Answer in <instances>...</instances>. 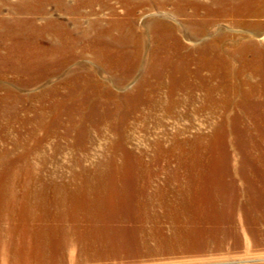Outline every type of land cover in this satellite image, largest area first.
Returning <instances> with one entry per match:
<instances>
[{
    "label": "rangeland",
    "instance_id": "1",
    "mask_svg": "<svg viewBox=\"0 0 264 264\" xmlns=\"http://www.w3.org/2000/svg\"><path fill=\"white\" fill-rule=\"evenodd\" d=\"M165 1L166 6L163 4L164 0H0V68H2L0 69V95H5V89L9 88V91L14 90L21 96L27 97L29 100L21 105L20 117L30 119L25 125L17 120L19 122H16L12 128L14 131H9L6 134L8 137L0 138V151L12 150L14 138L46 137L42 149L44 157L39 160L38 157L42 156V153L36 152L35 161L41 163L44 158L47 160L48 167L44 172L47 177L52 175L58 179L64 177L68 180L74 177L72 167H75L78 161L94 167L92 163L102 161L109 154L108 148L114 135L107 129V124H102L97 131L89 123L90 135L83 144V148H80L81 144L75 142L74 134H66L62 129L48 135L44 131L31 133L36 125L35 110L41 111V107L50 101V95L44 98L38 97L39 94H43L50 87L59 88L60 86V93L67 94L70 87L60 81L66 78L64 72H68V74L88 73L98 82L108 83L112 93H115V103L110 104L112 111L117 103L119 105L129 103L133 106L126 119L120 116L116 117V120L119 124L122 120L126 121L132 146L138 147L137 150L143 155L144 161L158 172L154 178H166L169 175V169L176 167V160L180 158L173 155L167 156L168 152L157 150L158 144L169 149L175 147L174 144L177 141H185V148L194 147L195 151H199L200 143L206 142L208 136L213 137L211 139L213 143L217 142L216 137L221 132L218 129L226 124L224 121L226 119L228 127L232 123H241L240 126H243V129L239 132L243 138L242 144L247 147L244 146L243 151H239L236 139L234 140L229 133L222 141L225 144L222 149L231 153V159L239 162L238 153L241 154L245 150L249 155L258 153L263 157L264 15L248 17L241 26L233 23V20L228 17L208 18L206 24L212 26L211 32L195 37L187 32L189 27L186 24L190 25L191 20L173 13L175 2L172 3V1L174 0ZM202 2L212 9L220 7L213 0H202ZM112 7L119 16V29L111 33L103 32L99 46L87 50L84 47L85 43L89 41L92 47L95 38L87 40L80 30L92 28L90 23L99 17L104 18L103 28H112L117 20L116 15L111 11ZM135 8L138 11L134 15L135 18H131L132 13L126 15V10ZM83 15L85 18L82 17ZM25 19L31 21L24 23ZM153 22L156 24H152ZM161 23L173 26L177 32L176 37L189 50L207 42L210 38L220 36L223 32L227 35L228 33L241 35L243 39L240 38V41L252 44V53L249 52L248 60L255 63L238 75V80L233 81L234 87H231L228 81L227 86L222 88L219 81L223 71L212 72L206 68L198 69L195 65L199 60L198 53L184 50L178 60L187 58V66L180 69L170 68L164 75L161 86H157L153 79L152 83L157 88L150 91L149 96L140 94L138 86L145 80L152 54L150 50L148 52L143 50V53L136 55L135 48L130 42L135 35L142 40L154 41L153 32L161 29ZM32 26L34 29L31 28ZM80 26L81 28L78 29ZM61 27L69 31L70 37L68 40L70 46L63 52V48L59 47L61 41L56 38L58 35L53 34L54 30H58L62 35ZM20 28L22 32L16 33L15 31ZM226 43L235 44L232 40ZM12 46L17 47L19 53H25L27 56H30V53L35 54L37 59L35 63L29 65L30 73L28 69H23V65L27 64L28 60L10 61V65H13L12 62L19 65V71H14L10 65L5 66L8 58L22 56L15 53ZM93 46L96 45L93 44ZM236 47L235 45L232 49ZM106 48L112 54L107 53ZM52 50L57 52V57L53 54L55 52H51ZM38 52H40V61ZM52 62H59V65L54 66L50 64ZM61 62L66 65L61 66ZM246 78L250 80V83L249 81L248 84L240 83ZM173 79L178 81L180 88L173 83ZM130 94L138 96L139 99L127 101L126 96ZM140 99L141 102H139ZM49 103L54 102L51 100ZM70 103L76 105L75 100L71 99ZM66 104L70 105L69 101ZM4 121L2 120L3 123ZM258 146L260 148L257 150ZM189 148L184 152L189 151ZM253 149L257 151L254 152ZM173 150L172 154L180 151L176 148ZM242 163L244 167H250V164H253L258 168L261 165L260 161L253 163L242 161ZM34 167L41 174V168ZM58 174L62 177H58ZM250 185L251 183L242 184L239 189H247ZM249 197L251 200L241 198L234 203L222 205L225 208L217 207L215 213L206 208L199 212H185L178 216L171 215L170 211L160 207L159 201L154 199V205L160 213L152 216L150 220L152 226L147 232L136 229L134 224L128 221L109 224L111 239L115 236L120 237L127 231L138 232L131 239L123 242L128 248L123 251V257L115 260L104 261L107 258L102 257L101 252L109 253L105 247L98 248L99 250L97 247L91 248L84 244L86 241L72 245L69 240L62 249L49 253L39 252L36 258H30L25 251L17 256L12 253L6 255L0 253V264H264V220L261 215L264 212V191L257 196ZM170 198L175 199L173 195ZM156 229L160 232L157 233ZM173 229H187L190 232L204 230L215 233V236L208 238L212 241L205 244L198 238V245L190 246L191 238L176 235L181 247L185 249L170 248L173 243L171 238V235H174ZM223 231H228V234H224ZM233 232L239 234L236 244L231 240H225ZM139 233L143 234L139 244L131 247L138 240ZM144 252L150 254L146 255Z\"/></svg>",
    "mask_w": 264,
    "mask_h": 264
},
{
    "label": "bare ground",
    "instance_id": "2",
    "mask_svg": "<svg viewBox=\"0 0 264 264\" xmlns=\"http://www.w3.org/2000/svg\"><path fill=\"white\" fill-rule=\"evenodd\" d=\"M213 2L219 4L220 7L212 9L202 0H174L172 10L175 15L191 20L190 25L186 24L189 27L187 32L195 37L211 32L212 26L206 24L208 18L228 17L233 20V23L241 26L248 17L264 15V0H213ZM163 4L167 5L165 0ZM17 10L21 9L17 8ZM128 10H126V15L132 13L131 18H135L137 9ZM111 11L117 18L112 28H103L104 18L99 17L90 23L92 28L80 30L87 40L96 39L92 42V47L89 41L85 43L84 47L87 50L99 46L103 32L111 33L119 29V16L113 7ZM82 17L85 18L84 15ZM30 21L25 19L24 23ZM155 22L152 24H156ZM31 28L34 29V26ZM60 29L62 35L58 30H54L53 34L58 35L56 38L60 39L59 47L63 48V52L70 46L68 44L70 37L66 28L61 27ZM161 29L153 32L154 41L142 40L135 35L133 41L130 42L135 48L136 55H140L139 53L143 50L146 52L150 50L152 54L145 73V80L138 86L140 94L149 96L150 91L161 86L162 79L170 68L180 69L187 66V58L178 60L184 50L198 53L199 60L195 63L198 69L206 68L212 72L223 71L221 81H219L222 88L227 86L228 81L229 85L234 87L233 81L238 80V75L244 73L255 63V61L248 60L249 52L252 53V44L240 41L241 35L230 33L227 35L223 32L220 36L210 38L207 42L189 50L176 37L177 32L173 26L161 23ZM250 30L258 33L256 30ZM15 32L19 34L22 29ZM228 40H232L235 44L228 45L226 43ZM235 45L237 47L232 49ZM12 48L15 53L22 56L8 58L5 66L10 65V61L14 59L19 62L28 60V63L23 65V69H28L30 73L31 66L29 65L35 63L37 59L35 54L30 51L28 52L30 56H27L25 53H19L17 47L12 46ZM106 52L111 53L107 48ZM38 53L40 61V52ZM53 54L56 56L57 52ZM12 64L10 68L19 71V65H15V62ZM50 64L57 66L59 62ZM62 65L66 64L61 62ZM64 74L66 78L60 83L67 84L70 87L69 92L60 93V86L59 88L50 87L49 91L46 90L43 94H39L38 97L50 95L49 100L54 103H49L50 101L45 99L48 104H42L41 111L35 110L36 125L31 133L44 131L48 135L62 129L66 134H74L75 142L81 144L80 148H83V144L90 135L88 124H92L97 131L100 130L102 124H107V129L114 135L108 148L110 152L102 161L92 163L94 167L78 161L75 163L76 166L72 167L74 177L68 180L59 174L57 176L62 177L61 179L52 175L47 177L44 174L48 167L47 160L44 158L41 163L35 161L36 152L42 153V156L38 157L39 160L44 157L42 149L46 137L14 138L12 150H1L0 253L2 255L12 253L17 256L25 251L30 258H36L39 252L49 253L62 249L64 244L70 240L72 245L86 241L84 244L91 248L105 247L109 253L101 252V256L107 258L104 261L115 260L123 257V251L128 248L123 242L131 239L138 232L136 230L127 231L120 237L115 236L111 239L109 224L128 221L133 223L136 229L147 232L152 226L150 225L152 216L160 213L154 205V199L159 201L160 207L170 211L171 215L178 216L185 212H199L206 208L215 213L217 207L225 208L222 205L234 203L241 198L250 199L249 196H257L264 191V155L263 157L258 153L249 155L245 150L241 154L238 153L240 157L238 162L236 159H231L229 151L222 149L225 145L222 141L229 133L234 140L236 139L239 151H243L242 148L246 147L242 144L243 138L239 132L243 129V126H240L241 123H232L228 127L227 119L224 120L226 124L222 122L224 126L218 129L221 132L216 137L217 142L213 143L211 141L213 137L210 135L206 138V142L200 143L199 151H195L194 147L193 149L187 147L189 151L184 152L187 149L184 147L185 141H177L174 144L173 148L180 149V151L173 154L171 153L174 151L173 148L166 149L162 144H158L157 150L168 152L167 156L173 155V157L179 156L180 158L176 160V167L169 169V175L166 178H154L158 172L144 161L143 155L137 150L138 147L132 146L126 121L122 120L119 124L116 120V117L120 116L126 119L133 106L129 103L126 105L117 103L112 111L110 104L115 103V93H112L108 83L98 82L93 75L88 73L68 74L64 72ZM153 79L157 86L153 85ZM173 80L178 87V81ZM248 81L250 83V80L246 78L240 83L248 84ZM5 91V95H0V138L6 137L9 131H14L12 128L16 122H19L17 120L24 125L30 120L20 117L21 105L29 99L14 90L9 91V88ZM71 99L76 101V105L70 103ZM138 99L139 97L135 95L126 96L127 101ZM67 101L70 105L66 104ZM2 120H5L4 123ZM258 148L260 147L256 149ZM256 149H253L254 152L257 151ZM242 161L249 163L260 161L261 165L258 168L253 164H250V167H244ZM34 166L41 168V174L35 170ZM245 183H251L250 187L239 189ZM171 195L175 199L170 198ZM261 215L264 220V212ZM172 231L174 235H171L173 243L170 248L181 247L176 235L191 238L190 246H197L198 238L205 244L212 241L208 238L215 236V233H208L204 230L190 232L187 229H173ZM156 232L159 233L160 230L156 229ZM223 233L227 235L228 231H223ZM142 235L138 234V240L131 247L139 244ZM238 237V232H233L225 240H231L236 244ZM144 254L150 253L144 252Z\"/></svg>",
    "mask_w": 264,
    "mask_h": 264
}]
</instances>
